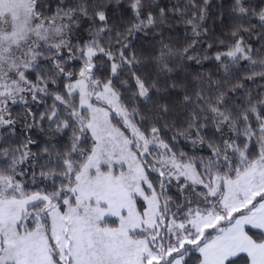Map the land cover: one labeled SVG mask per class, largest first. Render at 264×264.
<instances>
[{"label": "snow or ice", "instance_id": "snow-or-ice-1", "mask_svg": "<svg viewBox=\"0 0 264 264\" xmlns=\"http://www.w3.org/2000/svg\"><path fill=\"white\" fill-rule=\"evenodd\" d=\"M0 264H264V0H0Z\"/></svg>", "mask_w": 264, "mask_h": 264}]
</instances>
